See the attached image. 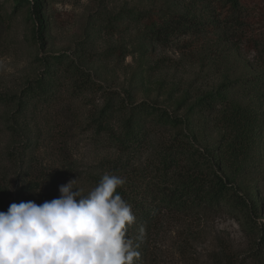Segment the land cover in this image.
<instances>
[{
    "label": "rangeland",
    "instance_id": "374dc122",
    "mask_svg": "<svg viewBox=\"0 0 264 264\" xmlns=\"http://www.w3.org/2000/svg\"><path fill=\"white\" fill-rule=\"evenodd\" d=\"M243 2L233 14L220 0H0V211L73 180L86 195L106 173L122 188L180 177L201 152L258 209L165 208L136 264L262 263L264 0ZM231 102L256 107L248 154L229 152Z\"/></svg>",
    "mask_w": 264,
    "mask_h": 264
},
{
    "label": "clouds",
    "instance_id": "9594fccd",
    "mask_svg": "<svg viewBox=\"0 0 264 264\" xmlns=\"http://www.w3.org/2000/svg\"><path fill=\"white\" fill-rule=\"evenodd\" d=\"M75 181L59 198L0 211V264H136L144 228L128 235L136 217L118 192L125 179L106 173L86 195Z\"/></svg>",
    "mask_w": 264,
    "mask_h": 264
},
{
    "label": "trees",
    "instance_id": "16d2710c",
    "mask_svg": "<svg viewBox=\"0 0 264 264\" xmlns=\"http://www.w3.org/2000/svg\"><path fill=\"white\" fill-rule=\"evenodd\" d=\"M220 1L233 14L236 11L240 12L244 9V0ZM186 26L191 25L186 23ZM253 85L257 87V90L260 89L259 86H263L257 82L253 83ZM251 89L254 88L251 86ZM228 90L229 87H223L219 90L216 97H212L211 95L213 98L211 101L216 98H224L226 96L225 92ZM0 99L7 100L2 95H0ZM149 106L148 104H142L140 109H147ZM227 110V116L234 126L233 130L235 134L233 140L235 144L230 149L229 147L227 148L233 155L234 153H247L251 148L252 133L257 130L256 107L255 105H245L241 102H231ZM161 114L169 116L165 111H161ZM173 120L180 121L178 118H173ZM126 134V140L121 143L129 149L131 143L137 140V135L130 133V129H128ZM180 145L179 143L173 151L171 150L169 155H163L165 158L163 160L164 165L173 166V164H179V159L182 158L185 150ZM190 158H192V162L195 164L193 166L194 169H189L190 171L182 173L180 177L178 176L179 178L176 175H171V177H164L162 180L156 182L146 181V185H142V187H137L133 183L132 186L127 185V187L118 189L123 199L131 206L136 217L135 223L128 229V233L131 232L130 235L135 232L138 236L141 226L144 228V231L149 230L156 221L158 214L165 210V208L183 212L195 208L207 210L215 208V206L225 200L233 199L235 204L241 208H247L251 212L258 209L254 201L248 203V200L240 193L239 187L235 185L229 176H225L219 172L222 170V165L217 162L218 159L215 161L217 162L218 169L216 170L213 166L214 163H208L209 157H205L201 152L196 157ZM212 158L214 159L215 156ZM123 172H125V169H123ZM129 187L130 191L128 192ZM262 231H264V225L262 226ZM138 250L141 251L140 248ZM260 264H264V261Z\"/></svg>",
    "mask_w": 264,
    "mask_h": 264
}]
</instances>
